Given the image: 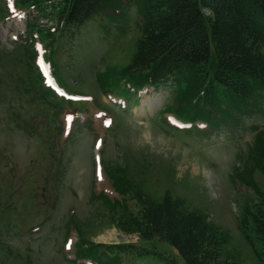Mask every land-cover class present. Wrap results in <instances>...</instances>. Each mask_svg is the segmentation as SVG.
<instances>
[{
    "label": "rangeland",
    "instance_id": "rangeland-1",
    "mask_svg": "<svg viewBox=\"0 0 264 264\" xmlns=\"http://www.w3.org/2000/svg\"><path fill=\"white\" fill-rule=\"evenodd\" d=\"M140 6L143 0H122L117 14L96 16L75 34L64 27L56 33L57 2L39 6L42 15L29 9L6 22L0 16V264H185L167 243H144L117 229L140 211L138 197L160 203L166 195L202 213L223 236L220 264H264V245L253 226L241 227L254 196L232 183L233 176L242 180L249 174L240 175L249 170L247 154L255 138L264 134V100L252 101L256 112L231 114L205 103L220 123L208 135L198 126L186 131L168 126L166 116L187 103L173 97L172 83L132 100L120 82L131 83L123 77L133 72L143 26ZM35 36L42 37L31 50L28 37ZM41 48L60 87L89 97L95 109L54 101L42 89L33 62ZM106 95L121 102L125 113ZM195 101L199 106L202 99ZM99 110L113 117V130L102 136L97 154L102 173L95 178L92 143L98 123L83 128L81 114ZM66 114L76 119L69 139L61 133ZM251 174L262 183L257 172ZM121 182L132 185L126 193L118 190ZM94 244L131 247L108 255Z\"/></svg>",
    "mask_w": 264,
    "mask_h": 264
},
{
    "label": "trees",
    "instance_id": "trees-1",
    "mask_svg": "<svg viewBox=\"0 0 264 264\" xmlns=\"http://www.w3.org/2000/svg\"><path fill=\"white\" fill-rule=\"evenodd\" d=\"M20 1L24 6L25 1L31 4L29 0ZM118 2L63 0L60 20L65 28L78 27ZM143 2L141 37L136 45L133 72L127 75L135 86H158L172 79L170 82L177 85L176 98L182 106L187 101L176 114L190 120L208 117L203 110L206 102L212 106L231 104L243 110H257L252 101L264 100L260 96L264 92V0ZM204 11L210 12V16ZM199 97L204 101L202 110L192 104ZM247 160L249 170L245 168L240 175L249 174L242 180L239 176L235 179L252 191L254 199L244 209L241 227L249 230L252 225L264 245V134L255 138ZM254 172L261 176V184L254 181L251 174ZM131 186L121 182L118 190L126 193ZM137 199L140 211L130 214L127 223H120L117 229L138 236L144 243L154 239L167 243L185 264H220L217 257L223 236L202 213L188 210L181 200L168 195L160 203L148 197L143 201ZM107 202L102 204L110 208ZM123 247L131 246L105 248L117 251Z\"/></svg>",
    "mask_w": 264,
    "mask_h": 264
}]
</instances>
